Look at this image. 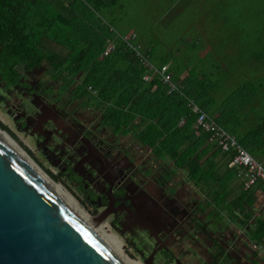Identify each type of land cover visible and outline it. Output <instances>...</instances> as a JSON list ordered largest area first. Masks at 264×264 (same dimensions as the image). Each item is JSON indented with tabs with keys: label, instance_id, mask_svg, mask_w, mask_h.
Masks as SVG:
<instances>
[{
	"label": "trees",
	"instance_id": "16d2710c",
	"mask_svg": "<svg viewBox=\"0 0 264 264\" xmlns=\"http://www.w3.org/2000/svg\"><path fill=\"white\" fill-rule=\"evenodd\" d=\"M119 4L120 0H0L2 70L6 73L9 67L19 64L45 65L56 70L67 83H74L90 103H97L109 128L133 136L157 159L169 160L177 170L185 171L205 195L207 205L220 212V217L224 213L237 218L244 214L243 223L253 226V240L264 242V214L254 216L258 191L264 192V185L259 183L244 190L241 170L230 166L233 154L223 153L209 142L207 133L196 131V116L189 107V99H193L264 165V82L257 77L262 74L261 63L256 64L260 51H264V0H202L199 10L203 18H217L221 28L218 38L226 34L235 37L214 42L218 56L211 50L199 59L189 76L180 81L182 93H169L158 78L144 80L148 70L132 47L140 46L158 67L171 62L175 49L157 62L143 48V42L125 40L130 31L121 32L106 18L107 14L115 15ZM203 32L202 39L206 41L209 35L204 29ZM208 41L212 46L213 41ZM110 42L115 48L104 55ZM239 42L243 44L238 45ZM229 43L233 49L244 47L243 54L249 48L262 47L251 56L249 66L237 67L247 75L246 79H238L239 88L217 101L214 94L236 70H230L223 61L232 57L230 50L223 49ZM197 45L199 42L195 41L194 52H188L189 64L199 54L203 42L200 47ZM169 70L172 73L170 67ZM181 74L182 71L174 73V80L178 81ZM182 119L185 123L180 125ZM0 127L14 137L1 122ZM61 176L52 175L58 182Z\"/></svg>",
	"mask_w": 264,
	"mask_h": 264
},
{
	"label": "flooded vegetation",
	"instance_id": "af4514ba",
	"mask_svg": "<svg viewBox=\"0 0 264 264\" xmlns=\"http://www.w3.org/2000/svg\"><path fill=\"white\" fill-rule=\"evenodd\" d=\"M77 88L45 65L0 64V105L144 264H264L244 214L218 217L187 176L109 128Z\"/></svg>",
	"mask_w": 264,
	"mask_h": 264
},
{
	"label": "water",
	"instance_id": "95a60500",
	"mask_svg": "<svg viewBox=\"0 0 264 264\" xmlns=\"http://www.w3.org/2000/svg\"><path fill=\"white\" fill-rule=\"evenodd\" d=\"M0 264H126L1 136Z\"/></svg>",
	"mask_w": 264,
	"mask_h": 264
},
{
	"label": "rangeland",
	"instance_id": "374dc122",
	"mask_svg": "<svg viewBox=\"0 0 264 264\" xmlns=\"http://www.w3.org/2000/svg\"><path fill=\"white\" fill-rule=\"evenodd\" d=\"M200 4H202V0H120V4L115 8V15L107 14L106 18L108 22L113 23L114 26L121 32H128L132 30L137 32L136 34L141 35L139 38L133 39L132 42L141 40L143 36L147 38L146 40L151 39L152 41H156L157 44H165L166 48H169V50H190L192 48L191 45L193 41L204 38V36L199 35V28L204 27L215 33L221 30L215 15L212 18H203V14H201V11L199 10ZM231 10L230 5L228 11L231 13ZM231 19L232 18H230L228 22H230ZM261 47L262 46H258L257 50L255 48L252 50L249 48L248 51L245 52V56H243L244 47L241 50L233 49L232 43H229L227 47H223L225 51L230 50L228 54L232 57L221 59H223L225 65L230 67V70H236L230 76L228 81L222 84L221 89L218 90L219 92L214 94L217 101L227 98L231 95V91L239 88L238 84L240 80L238 79H246L247 75L238 71L237 67L242 69V67L249 66L251 56L257 55V51H259ZM211 50H213L218 56V48L214 41ZM222 54L227 55L224 52ZM260 63L261 66L259 67L262 70V74L261 76L258 74L257 77L259 81L262 80L264 82L263 50L260 51V57L256 60L257 65ZM0 122L9 128L14 135V138H16V140L30 153L39 165H41L48 172L49 175H59L60 170L58 167L51 165L40 153V150L36 145L35 137L27 132L19 130L11 116L6 112L2 105H0ZM130 137L134 139L133 136L130 135ZM130 137H128V139ZM167 164H169L171 169H177L173 162L167 160ZM178 171L181 172V176L186 177L185 171ZM60 183L75 197L80 206L84 208L86 212H88L93 218L97 216V212L94 211L88 203H86L82 192L79 188H77L75 183L64 175L61 176ZM217 214L218 217H220V212L217 211ZM106 222L109 226L110 233L115 234L122 241L124 252L132 259L144 264V260L136 252L135 248L131 247V243H127L123 237L112 230L109 220Z\"/></svg>",
	"mask_w": 264,
	"mask_h": 264
},
{
	"label": "built area",
	"instance_id": "2783aa9c",
	"mask_svg": "<svg viewBox=\"0 0 264 264\" xmlns=\"http://www.w3.org/2000/svg\"><path fill=\"white\" fill-rule=\"evenodd\" d=\"M136 36L135 33H132L125 37V40L128 38L136 39ZM114 48L115 44L110 42L104 51V55L110 54ZM132 48L136 52L139 60L148 70L143 77L146 82L158 78L160 82L168 87L169 93L183 92L182 85L174 80L173 74L170 72L167 64L158 67L152 63L150 57L141 50L140 46ZM189 107L191 112L196 116L194 125L196 131L207 133L209 142L215 144L223 153L233 154V160L230 166L241 170L244 190H249L259 183L264 185V165L256 160L250 152L238 142L235 136L231 135L220 126L215 118L209 116L194 100L189 99ZM184 123L185 120L182 119L180 125ZM257 249L264 257V242L258 243Z\"/></svg>",
	"mask_w": 264,
	"mask_h": 264
},
{
	"label": "bare ground",
	"instance_id": "6f19581e",
	"mask_svg": "<svg viewBox=\"0 0 264 264\" xmlns=\"http://www.w3.org/2000/svg\"><path fill=\"white\" fill-rule=\"evenodd\" d=\"M0 136L3 137L65 201L66 203L98 234V236L126 263L142 264L129 257L123 250L122 241L113 233H110L106 220L98 221L84 210L68 192V190L56 180L30 155V153L6 130L0 127Z\"/></svg>",
	"mask_w": 264,
	"mask_h": 264
},
{
	"label": "crops",
	"instance_id": "0c3cea01",
	"mask_svg": "<svg viewBox=\"0 0 264 264\" xmlns=\"http://www.w3.org/2000/svg\"><path fill=\"white\" fill-rule=\"evenodd\" d=\"M203 29L205 31V34L209 35L208 40L214 41L216 43L219 42L221 39H226V41H229L231 37H235V36L226 34L222 38H218L219 36H218L217 32L216 33L212 32V30H210V29L208 30V29H206L204 27H203ZM203 29L202 28L198 29V33L201 36H205L204 32H203V34H201V30H203ZM131 32H135V31L131 30L129 33H131ZM215 34H216V37H215ZM140 36L141 35H138V37H140ZM142 38L139 41L144 43V47L143 48L146 49L147 51H149L148 53L149 54L151 53V56L154 57V59L157 62H159L162 59L166 58L170 54V52H172L171 49L169 50V48H166L165 44H162V45L161 44H157L156 41H152L151 39L146 40L147 38L143 37V36H142ZM198 40L199 41H196V42H199V45L203 42V47L199 51V54L197 55V57L194 58V61L192 62V64H189V54H188V52H190V51L194 52V51H192L193 48H191L190 50H188V49L187 50L175 49V51L173 50L174 51V55L172 56L171 62L168 64V66L172 69V74H174V73L177 74L180 71H182V74H181L180 78L177 81L181 85H182V83L180 81H183L185 78H187L189 76V71L191 70V68L199 61L200 58L204 57L206 54H208L211 51V47L212 46H211V44L209 43L208 40H206V41H204L203 39H198ZM194 42L195 41H193L192 44H194ZM242 44H243V42H239L238 45H242ZM199 45H197V46H199ZM150 47H153L152 50H151ZM163 47L166 48V49H164ZM237 49L241 50L242 47L238 46ZM246 51H248V50H246ZM243 55L245 56V52H244ZM182 87H183V85H182ZM255 97H257V96H253L252 98H255ZM248 112L250 114L251 111H248ZM261 113H259V114H261ZM263 199H264V192L263 191H258V205L256 207V213H255L256 216H261V215L264 214V202H263ZM251 227H253V226L251 225Z\"/></svg>",
	"mask_w": 264,
	"mask_h": 264
}]
</instances>
